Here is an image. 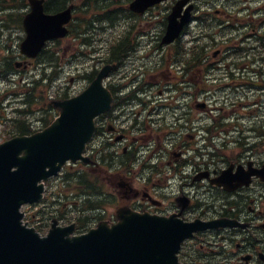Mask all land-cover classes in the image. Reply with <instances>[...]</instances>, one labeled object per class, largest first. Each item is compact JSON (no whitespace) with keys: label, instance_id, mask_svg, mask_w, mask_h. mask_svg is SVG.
<instances>
[{"label":"flooded vegetation","instance_id":"flooded-vegetation-1","mask_svg":"<svg viewBox=\"0 0 264 264\" xmlns=\"http://www.w3.org/2000/svg\"><path fill=\"white\" fill-rule=\"evenodd\" d=\"M50 1L44 0V6ZM175 1L165 0L148 7L142 14L129 12L131 15L128 16L133 20L154 19L152 22L160 23L159 35L162 36ZM211 1L192 0V22L200 21L201 17L212 23L220 17L226 22L245 20L244 14L238 17L223 6L211 7ZM78 2L74 0L73 11ZM13 5H20L21 8L17 11L0 10V14L3 12V17H0V47L8 45L7 54L0 56V80H7L10 84H16L18 80L22 82V70L33 62L18 51V44L24 36L21 14L26 11L23 7L26 2L16 0ZM200 8L203 11L201 14ZM133 32L138 31L134 29ZM7 39L15 43H6ZM50 44L49 50L53 52L58 50L60 40L57 45L54 42ZM223 46L219 43L217 51L212 52V60L208 61L212 71L206 92L209 103L191 97L189 91L196 84L191 82L190 77H185L192 71L185 70L183 76H176L165 83L167 88L178 93L175 101L179 102L181 110H173L175 122L172 126H165L168 123L167 111L151 118L150 124L133 118L127 126L121 125L118 113L111 111L100 115L96 120L97 132L91 142V145L96 142L99 148L91 151L89 166L84 165V170L97 172L100 178L107 181L113 189L109 191L110 197L115 199L109 202L115 204L112 212L106 213L104 205H100L99 212L93 215L94 222L107 220L111 223L116 220L118 209L125 207L140 213L173 215L185 223L198 226L182 241L178 264H264V56L261 47L254 64L245 62L242 53L241 61L237 63L230 61V48ZM67 48L64 47V50ZM172 48L176 50L177 46L166 47L170 51ZM240 68L238 81L233 80L231 84L233 70ZM220 71L222 77H217ZM154 84L157 82L150 83L143 78L132 85L125 95L118 85L112 84L110 89L122 103L129 100L143 103ZM180 85L188 88L177 89ZM223 85L227 88L224 89ZM158 92L162 94L160 88ZM241 92L242 95L236 96ZM250 93L256 96L255 111H248V115L253 117L250 123L243 122L238 116L231 118V114L216 110L213 104L214 101L225 103L228 98L232 104V96H235L242 106L246 104L244 95ZM171 97L173 95L163 99L170 102ZM188 97L193 104L188 105ZM193 107L202 115L193 114ZM217 108L224 109L225 106L222 104ZM105 148H109L110 153L105 152ZM217 180L227 182L218 184ZM66 219V216L59 217L58 224L65 225ZM78 221L72 220L76 225Z\"/></svg>","mask_w":264,"mask_h":264},{"label":"water","instance_id":"water-1","mask_svg":"<svg viewBox=\"0 0 264 264\" xmlns=\"http://www.w3.org/2000/svg\"><path fill=\"white\" fill-rule=\"evenodd\" d=\"M160 1L133 0L129 8L142 12ZM187 2L178 0L173 6L161 43L172 42L189 21L191 5L181 16ZM29 3L20 51L35 57L46 40L67 34L73 5L48 14L43 11V0ZM109 69V65L103 66L81 93L54 102L59 114L47 127L0 143V264L177 263L180 242L197 226L173 216L121 210L117 223L110 226L101 222L78 235H71L73 225L52 224L41 236L22 222L20 207L42 197L41 180L56 174L67 160H86L82 151L94 130V117L110 108L112 97L102 84Z\"/></svg>","mask_w":264,"mask_h":264},{"label":"rangeland","instance_id":"rangeland-1","mask_svg":"<svg viewBox=\"0 0 264 264\" xmlns=\"http://www.w3.org/2000/svg\"><path fill=\"white\" fill-rule=\"evenodd\" d=\"M82 1L83 0H79V2L77 3L80 10L83 5ZM238 1L240 2V0ZM238 1L233 0L232 2H225V0H212L210 6H223L233 14H245V20H250V27H248L247 33L248 35L253 36L251 38L249 37L245 40V42L242 43H240L239 36H236L234 38V41L237 42V44L240 46V49L237 52L232 51L230 53V61L239 63L241 61L240 54L242 53L244 61L251 65L254 64L255 57L261 53V47L262 54L264 56V44L261 41H255L256 37H254L255 34L258 36L262 31L264 33V0H262L261 3H259V0H247L245 11H238L241 3H239ZM9 3H11V1H9ZM199 5L201 6V8H205L204 5ZM201 8L199 11L200 14L203 12ZM95 9L96 8L94 7V10ZM261 12L263 15H261ZM0 17H3V12H1ZM248 20L246 21V24L249 23ZM152 21H154V19L150 20L148 19V17L140 19L136 18L135 20L130 18L128 19V17H120L116 22L114 21L112 24L108 20H100L99 22L90 23L89 25H94V28L89 27V29L91 30V32L96 33L93 37L94 41L92 42L91 46H77L75 40L72 39V37L65 39L59 45L60 53L57 56L56 62L59 61L60 63H63V71L57 73L56 78H53L52 81H49L48 79H41L43 72L47 75L53 69V67H49L45 64L47 63L44 61L45 56H40L37 61H33V63H31L28 68H26L27 70H22V85L10 86V84L0 81V100L5 103V107L7 108V110H3L2 106H0V113L5 115V118H1V116L0 118L2 120H7L6 122L1 121L0 123V141L4 136V126L11 124L12 118L16 117V109H24L29 107L19 99V95L24 96L25 92H27L28 90L29 86L25 84L27 81L35 80L36 83L38 82L37 90L35 91V93L37 94V96L41 94L43 98L42 100H37L35 103L30 104V108L27 109V111H29L27 119L31 120L30 124L32 126V129L38 130L44 128L49 123V121L52 120L58 113V110L56 108L49 105L51 99L60 98L64 90L67 91L70 96L79 93L87 84L85 73H89L95 69H98L100 65V57L106 56L109 40H118L122 35H124L127 30H132V26L135 24L138 25L136 28H134L138 31L135 37L138 40V36H142V39L138 40L140 45L137 50L134 49L135 51H132L130 58L133 59L128 60V58L125 57V61L123 62V64H121V66L117 70L113 71V73H111L107 82L117 84L118 88L121 87V93L124 95L129 92L128 89H130L132 85L136 84L139 79L144 78L147 82H157V84L152 85V88L147 93L149 96L144 98L143 103H140L138 100H129L124 103L123 107H121L122 103L120 100H118L119 106H115L112 112L115 114H120L119 121H122L121 125L127 126L133 118H137L138 120H143L146 123H149L151 118H157L158 114L162 115L167 111L166 120L168 123L165 124V126H172V124L175 122V118L172 117L174 112L173 110H176L177 112L181 110L179 102L175 101L173 97L170 98V102L168 99H163V97L175 95L174 91L170 90L165 85V83L170 82L171 78L175 76L173 73L167 76L166 71L167 69L175 71L176 68L180 69L181 66L180 63L177 62H175V66L172 63L170 65L168 64L169 62L167 61V59L169 53L167 54V49L160 47L159 44L160 23ZM213 24L215 26L212 28V30L215 31L218 29V26H216L217 20H215ZM82 25L84 28L87 23H82ZM241 25L243 26L244 22H241ZM201 27L202 24H200L199 22H193L190 25V27L188 28V32L181 38V41L186 45L185 47L188 48L191 45L193 37L197 35V32ZM236 27L237 32H233V36L238 33V30H240V32L244 31V28L238 29V25H236ZM229 36L230 35H226V32L220 31L214 35V39L209 41L210 48L207 53V56H209V60L211 59V51L215 47H217L216 43L218 41L227 39ZM130 37H133V35L130 34ZM205 41H208V39H204V42ZM231 42L232 40L229 41V43ZM6 43L14 44L15 42H11V40L7 39ZM5 46L8 47V45ZM66 46H68L69 48L64 50V47ZM255 46H257V48H255ZM6 47H0V56L7 54ZM241 47H243V50L241 49ZM94 48L96 49L95 51ZM63 50L65 54L63 53ZM174 54L175 50L172 48V55L174 56ZM54 65L57 67V63H55ZM244 66L246 67V65ZM198 70H196V72L199 75V78L194 76V81H191L197 86L195 85L196 88L191 87L189 92L191 97L195 96L199 100L204 99L209 103L210 99H208L206 92L208 85L210 84L209 76L212 77L211 65L209 66V63H205V65ZM224 72L228 73L227 69H224ZM240 75L241 68L234 69L233 75H231V84L234 83L233 80L238 81V77ZM70 76H73L74 78L70 80ZM217 77H222L221 71L218 72ZM39 80L41 81L40 83ZM224 81L227 82V80ZM158 84H160L161 87ZM223 86L224 89L227 88L225 87V85ZM159 88L162 90V94H159ZM187 88L188 86L185 87V89ZM12 91L14 93L18 92V96L13 95V97H10L9 93H12ZM242 92L237 94L236 96L242 95ZM158 95H161L163 97L160 98ZM244 96L246 98V104H242V106H240L235 100V96H232V100H234L232 104L229 103V98L225 101V103L214 101L213 104L216 110H223L226 111L228 115L231 114V118L238 116L243 122L250 123V121L253 122V117L252 115H248L250 114L248 111L251 110L252 113L255 111L256 108L254 106V102L256 96L254 95V93H250L248 96ZM262 98L264 102V95L262 96ZM188 100V105L193 104V101H191L189 97ZM222 104H224L225 106L224 109L217 108ZM151 106L153 108H151ZM233 109H235V112H238L237 115L234 114L235 112H232ZM191 111L195 115H202V113L196 110L195 107H193ZM243 111H246L248 113H243ZM203 116L206 117L205 114ZM80 167L81 166L79 165H74L73 167H69L68 169L77 173L80 172ZM57 180V186L54 187V182H56ZM74 185V179H71L69 184L66 185H64V183H61L60 177L59 179H51L48 184V190L46 191V197L49 200L52 199L53 202L49 203L50 206L45 208V210H43L39 216L42 217L43 220H47L48 222H50L52 219L59 220V217L66 216V224L72 223V220L77 219V217L80 216L82 217V227L76 226L74 229V233L80 234L81 232L86 231L85 228H92L97 224V222H94L93 215L97 214L98 211L81 210L82 207L80 206V203L82 202L83 198L79 197V192L77 191L69 192V190H73V188L75 187ZM102 190L104 193L102 200L105 203L103 209L106 213L112 212L115 208V204L109 202L115 199L113 197H110L111 193L109 191H113V189L109 187V185H107L106 180H102ZM53 192H55V195L53 194ZM23 210H25L27 214L26 218L28 216H31V213L33 212L32 208H29L28 206H24ZM47 229L48 228H46L45 232L47 231Z\"/></svg>","mask_w":264,"mask_h":264},{"label":"trees","instance_id":"trees-1","mask_svg":"<svg viewBox=\"0 0 264 264\" xmlns=\"http://www.w3.org/2000/svg\"><path fill=\"white\" fill-rule=\"evenodd\" d=\"M65 2L66 0H62L61 2H53L52 0L47 4L45 5V8L46 10L50 11V10H57V9H60L62 8L64 5H65ZM93 3L95 4V0L93 1ZM99 3V2H98ZM100 7L104 8V4L101 2L100 0V3H99ZM90 6L89 5H86V8L85 10H87ZM105 9V8H104ZM86 13L84 12L83 15H85ZM114 12H112V10L110 9H107L104 13V16H107V18L109 17L110 20L113 19L114 17ZM82 22H85V23H89V21H91L90 19H81ZM85 40V39H84ZM122 45H120L119 43H116L115 47H117V49H120ZM199 52H201V50H199ZM113 55H115V53H113ZM34 90L30 89L29 90V99L31 100L32 97L34 96ZM39 97H41L42 95L39 94L38 95ZM38 97V98H39ZM37 98V99H38ZM18 114L15 118H12L11 120V124L9 125V131L13 134L15 133H22V134H26V133H30L31 132V127H30V123H29V120L26 119V111L24 110H21V111H18ZM79 180V179H78ZM79 182V181H78ZM80 183V182H79ZM80 187L83 189V190H86L87 188H90L88 183H83L82 185H80Z\"/></svg>","mask_w":264,"mask_h":264}]
</instances>
